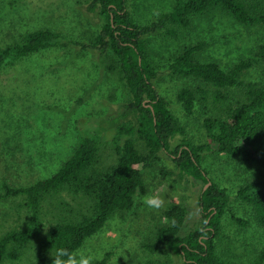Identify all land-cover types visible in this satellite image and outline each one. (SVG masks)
I'll return each instance as SVG.
<instances>
[{
	"label": "trees",
	"instance_id": "obj_1",
	"mask_svg": "<svg viewBox=\"0 0 264 264\" xmlns=\"http://www.w3.org/2000/svg\"><path fill=\"white\" fill-rule=\"evenodd\" d=\"M88 9L96 10L102 23L88 47H82L97 51L106 70L122 84L127 95L126 112L134 120L118 126L110 142L102 140L100 132L80 137L70 154L45 177L26 185L1 183L0 199L19 197V206L25 212L19 215L18 227L0 234V264L18 259L24 248L38 239L30 264H46L60 247L79 249L110 217L132 209L145 172L158 168L161 152L171 154L181 173L201 181L204 187L209 184L198 197L199 225L182 234L188 208L168 203L162 210V221L153 227L152 237L142 244L143 248L149 252L169 250L181 258L182 264H246L225 260L217 252L216 238L222 235L221 219L229 196L208 177L203 158L205 152L213 151L248 165L258 162L259 170L243 176L236 196L249 206L250 219L264 229V66L259 80L242 78L248 68L264 62V43L252 51L251 57L225 68L217 61L203 60L206 43L202 40L183 44L171 57L167 76L181 81L176 102L186 115H192L197 106L202 109V126L215 145L213 149L184 138V125L158 93L149 37H175L179 28L214 11L245 25H264V0H174L169 11L144 25L133 21L127 0H90ZM59 45L60 36L54 30L25 32L20 39L0 47V71ZM176 135L182 139L171 147ZM47 215L48 229L34 239ZM230 218L249 224L232 212ZM109 256L106 253L93 264H106ZM263 260L264 250L248 264H262ZM169 261L167 257L147 258L138 264Z\"/></svg>",
	"mask_w": 264,
	"mask_h": 264
},
{
	"label": "rangeland",
	"instance_id": "obj_2",
	"mask_svg": "<svg viewBox=\"0 0 264 264\" xmlns=\"http://www.w3.org/2000/svg\"><path fill=\"white\" fill-rule=\"evenodd\" d=\"M89 1L0 0V47L37 29H51L60 36L59 46L42 49L0 71V192L2 182L26 185L49 175L80 137L100 132L101 139L110 142L118 126L134 120L126 112L127 95L122 84L106 70L98 52L87 48L102 23L98 12L88 9ZM173 1L127 0V6L133 21L144 25L169 11ZM149 39L156 66L154 83L168 101V108L184 125V138L214 149L202 126V109L197 106L192 115H186L176 102L181 81L169 80L167 76L171 57L183 44L202 40L206 43L203 60L217 61L225 68L251 57L252 51L264 43V25H245L214 11L179 28L175 37L156 34ZM262 66L264 62L248 68L242 78L259 80ZM181 139L176 135L171 147ZM157 166L145 172L132 209L110 217L79 249L88 250L99 259L110 253L106 264H138L147 258L166 257L169 264H182L181 258L169 250L149 252L142 244L151 239L153 227L162 221V210L168 203L188 208L182 234L199 225L198 197L204 185L181 173L171 154L161 152ZM203 167L229 196L221 219L222 235L216 238L218 254L233 263L253 262L264 250V229L250 219V208L237 198L236 188L243 176L259 170L258 162L248 165L208 151L204 153ZM151 191L158 192L164 201L159 210H150L139 202L140 196ZM19 204V197L0 199V234L19 226V215L25 212ZM230 212L249 224L234 222ZM49 219L47 215L43 229L34 239L45 233ZM38 240L24 248L18 259L3 264H30Z\"/></svg>",
	"mask_w": 264,
	"mask_h": 264
},
{
	"label": "clouds",
	"instance_id": "obj_3",
	"mask_svg": "<svg viewBox=\"0 0 264 264\" xmlns=\"http://www.w3.org/2000/svg\"><path fill=\"white\" fill-rule=\"evenodd\" d=\"M139 202L150 210H159L163 207L164 201L160 194L151 191L139 197ZM51 264H93V261L99 259L88 250L68 248H57L54 253L50 254Z\"/></svg>",
	"mask_w": 264,
	"mask_h": 264
},
{
	"label": "water",
	"instance_id": "obj_4",
	"mask_svg": "<svg viewBox=\"0 0 264 264\" xmlns=\"http://www.w3.org/2000/svg\"><path fill=\"white\" fill-rule=\"evenodd\" d=\"M209 184V182L205 185V187L204 188H206V186Z\"/></svg>",
	"mask_w": 264,
	"mask_h": 264
}]
</instances>
